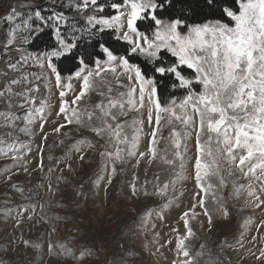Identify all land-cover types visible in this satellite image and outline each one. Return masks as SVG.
I'll return each mask as SVG.
<instances>
[{"label": "snow or ice", "instance_id": "snow-or-ice-1", "mask_svg": "<svg viewBox=\"0 0 264 264\" xmlns=\"http://www.w3.org/2000/svg\"><path fill=\"white\" fill-rule=\"evenodd\" d=\"M189 141L205 215L201 177L221 164L239 168L248 183L236 187L260 198L252 185L264 187V0H14L0 15L7 196L29 191L13 178L31 181L34 169L56 174L47 186L55 197L66 173L89 179L91 157L92 187L110 186L133 162L138 181L146 158L171 146L182 163Z\"/></svg>", "mask_w": 264, "mask_h": 264}, {"label": "rangeland", "instance_id": "rangeland-1", "mask_svg": "<svg viewBox=\"0 0 264 264\" xmlns=\"http://www.w3.org/2000/svg\"><path fill=\"white\" fill-rule=\"evenodd\" d=\"M13 2L0 0V15ZM188 143L182 163L169 146L167 155L159 152L154 161L141 163L138 181L133 162L110 186L98 188L92 187L97 164L91 157L85 168L89 179L66 173L69 183H62L55 197L47 187L55 186V173L33 169L31 181L23 174L13 178L33 191L31 200L29 191L7 196L9 186L0 176V210L16 213L0 215V264H264V187L252 185L256 199L247 187H236L248 183L239 168H212L201 177L205 215L197 194L194 141ZM81 182L87 199L76 196ZM58 202L62 206H55ZM19 207L28 209L27 216L18 214Z\"/></svg>", "mask_w": 264, "mask_h": 264}, {"label": "trees", "instance_id": "trees-1", "mask_svg": "<svg viewBox=\"0 0 264 264\" xmlns=\"http://www.w3.org/2000/svg\"><path fill=\"white\" fill-rule=\"evenodd\" d=\"M212 244H213V243L211 242V246H212Z\"/></svg>", "mask_w": 264, "mask_h": 264}]
</instances>
